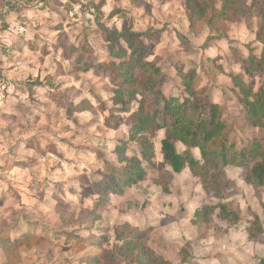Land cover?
Masks as SVG:
<instances>
[{
	"label": "rangeland",
	"instance_id": "1",
	"mask_svg": "<svg viewBox=\"0 0 264 264\" xmlns=\"http://www.w3.org/2000/svg\"><path fill=\"white\" fill-rule=\"evenodd\" d=\"M246 3L255 9L248 8L250 13L241 19V23L233 24L226 16L212 32L207 25L197 26L195 33L198 34L194 35L188 0H0V58L4 60L0 67V264H79V258L71 257L68 261V255L64 254L66 244L56 232L60 219L75 220L78 211L93 207L97 202L98 196H86L84 191H94V185L104 180L102 174L110 170L108 163L116 160L113 151L117 146L126 147L124 158L131 159L134 153L139 154L134 142L124 141L130 139L127 126L117 128L114 131L118 133H114L105 125L115 99L112 96L116 87L113 77L115 74L118 78L121 76L120 71H114L112 63H115V69L121 67L124 70V60H130L114 58L118 45L128 49V44L114 36L113 31L139 34V40L150 50L146 60L161 67L165 84L171 87L170 91L167 88V95L174 93L184 102L189 97L184 90L186 96L178 92L182 88L178 77L187 72L191 73L193 87L203 71L208 72L211 67L222 69L232 80L242 77L245 82H252L250 77L243 76L241 59L242 55L249 59L252 52L259 53L256 54L259 57L264 55V45L258 44L257 40L264 19L256 13L264 6V0H246ZM224 30L229 34L228 39L214 40ZM179 35L188 38L184 45ZM208 39L212 41L209 44L206 43ZM253 45L257 46L252 48ZM111 52L115 54L112 56ZM128 52L131 54L129 49ZM9 65H16L13 69L31 70H25L22 77L14 76L8 71ZM182 66L184 74L179 72ZM141 72L142 69H136V75ZM213 73L217 75L214 71L209 74ZM144 77L148 74H143ZM254 82L256 90L264 92V74L257 73ZM132 86L141 91L142 97L145 95L146 109L148 106L150 111L149 105L156 98L141 86L140 81ZM206 95V92L197 94L196 103L205 100ZM234 107L232 116L224 109L229 144H235L241 150L253 139L263 142L264 128L242 129L248 127L243 122L244 112ZM138 108L135 102L130 106V112L134 113ZM164 136L159 131L153 138L154 162L160 167L164 163L161 155ZM194 150L198 151L197 148ZM200 161L204 163L203 158ZM167 167L161 170L162 173H149L146 180L150 183L156 180L157 184L162 176L168 180L167 177L174 173ZM233 171L220 172L210 167L208 181L213 184L220 181L222 190L206 189L207 184L202 189L188 186L184 180L190 181V178L185 176H191L193 171L186 172L180 176L184 179L176 182L174 188L182 192L175 201L178 210L162 226L170 231L165 243L172 245L174 250L181 249L184 258L192 253L193 247H205L201 243L204 241L209 246L208 251L210 248L226 262L230 257L237 264H261L264 260L260 243H264V223L260 218L263 216L264 189L251 188L242 180L241 187L236 186L239 175L231 174ZM244 173L245 177H242L246 179L249 172L245 170ZM144 187L141 182L138 184L142 191ZM52 193L57 201L50 198ZM216 193L226 199L220 200ZM43 195L48 196L46 201ZM136 196L132 192L112 195L108 208L101 212L102 221H97L93 232L108 222L109 237L114 241V228H121L125 217L132 221L134 226H130L135 229L136 204L141 205L145 199L141 196L139 201ZM205 203L216 209L224 203L229 212L239 211L242 223H230L222 218L221 210L214 209L210 222L194 225L195 213ZM258 212L262 214L257 215ZM241 226L244 233L238 230L230 241L229 232ZM75 231L81 235L76 243L83 248L88 234L81 228ZM130 232L128 230L127 234ZM27 233L44 234V237L54 233V243H60L56 257L38 261L43 257L29 253L24 246L33 244V239L28 242L24 239ZM146 235H150L149 247L159 250V234ZM4 244L10 246L8 250L3 248ZM68 250L69 256L72 255L71 248ZM81 251L84 257V251ZM171 256H180V252ZM109 264L114 263L109 261Z\"/></svg>",
	"mask_w": 264,
	"mask_h": 264
},
{
	"label": "trees",
	"instance_id": "2",
	"mask_svg": "<svg viewBox=\"0 0 264 264\" xmlns=\"http://www.w3.org/2000/svg\"><path fill=\"white\" fill-rule=\"evenodd\" d=\"M188 6L192 9L191 31L194 35L198 34L195 33L197 26L207 25L212 32L215 25L218 26L226 16L227 21L239 24L242 22L241 19L246 18L247 14L250 13L248 8L255 9L253 6L250 8L246 0H188ZM260 9L256 13L264 19V6ZM113 35L125 40L131 54L128 49L121 45H118L116 54L111 52L112 56L115 54L114 58L117 60L127 58L130 60H124V70L121 67L115 69L116 65L112 63L114 71H120L121 76L118 78L115 74L113 77L114 86L116 87L112 91V96H115V99H113L110 108L111 115L107 117L105 125L113 130H117L123 125L127 126L130 139L124 141L134 142L141 157L136 156L134 153L131 159L124 158V153L127 152H125L126 147L117 146L114 149L116 160L114 163H108L110 170L102 174L104 180L94 185L96 189L91 191L93 193L84 191L86 196H98L97 202L94 203L93 207H83L79 219L69 221L64 219L67 225L59 234L64 236L67 241L76 240L77 242V239L81 236L75 234V230L81 228L88 233V239L86 240L88 246L98 250L99 253L88 255L83 260L85 264H109V261L114 264H171L158 255L153 248L149 247L150 235H146L149 233L141 231L139 228L135 227L134 229L130 225H124L116 229L113 244L111 243V237L106 233L101 235L92 234L97 221L102 217L101 212L108 208L110 197L112 195L123 196L130 187L146 181L149 173L156 171L162 173L166 166L171 167L176 173L190 169L193 171L194 177L200 179L202 185H208L204 186L206 189L210 187L213 191L218 188L222 190V184L220 181L214 184L208 181L207 174H209L211 166L220 172L231 167L243 168L249 172L246 182L255 188L264 189V141L253 139L241 150H238L235 144H229V136L226 134L228 122L224 108L215 103L206 90H200L198 79L195 87H193L190 83L191 73L183 77V90L189 97L186 101L183 102L180 98L168 96L163 88L166 77L156 62L146 60L145 57L150 54V50L144 42L139 40L140 35L133 31L124 33L113 31ZM227 37L228 33L224 30V33L216 39ZM179 40L184 45L188 38L185 35H179ZM257 40L264 45V25L257 33ZM113 42H116L115 39ZM211 42L208 39L206 43ZM241 67L243 76L252 79L250 84L245 82L242 77L233 79V90L244 112L243 122L248 125V127L243 126L242 129L246 130L249 127L264 128V92L257 91L256 82H254L257 73L264 74V55L259 57L252 52L249 59H244L242 55ZM136 69H142L143 73L136 75ZM143 74H148V77L143 78ZM136 81H140L141 86L150 90L153 97L156 98V101L149 105L151 107L150 111L148 106L146 109L147 99L145 95L142 97L141 91L132 86ZM200 92L202 95L206 92L208 97L196 103V96ZM135 102L139 105L138 111L134 113L132 111L131 113L130 106ZM190 113H194V115ZM159 131L165 132L162 141L164 163L161 167L154 162L155 147L153 138ZM124 141L122 142L123 145L126 144ZM178 143L186 147L184 152L178 151ZM195 148L200 151L204 160L203 164L194 156L193 150ZM204 172L206 175L203 174ZM157 182L166 193L169 192L168 180L164 176ZM216 195L222 201L226 199L221 193H216ZM227 208L228 206L224 203L217 207L218 210H221L224 220L239 225L241 222L239 211L229 212ZM214 209L216 208L205 205L198 210L195 214L194 224L200 225L202 221L210 222ZM262 220H264V205ZM128 230L132 232L127 234ZM24 239L26 242L33 239L32 246L24 244L25 248L30 250L35 247L45 253L46 242L38 236L27 233ZM76 242L75 244H78L77 249L80 251L86 250V247H88L85 245L80 248L79 243ZM9 247L7 244L3 245L6 250ZM107 256L110 257L109 260ZM261 264H264V260H261Z\"/></svg>",
	"mask_w": 264,
	"mask_h": 264
},
{
	"label": "crops",
	"instance_id": "3",
	"mask_svg": "<svg viewBox=\"0 0 264 264\" xmlns=\"http://www.w3.org/2000/svg\"><path fill=\"white\" fill-rule=\"evenodd\" d=\"M241 30H244V29L241 28ZM228 36H229V34H228ZM225 39H228V38H222V41H224ZM214 40H218V39H214ZM258 44L262 45L260 42ZM255 46H257V45H253L252 48H254ZM212 50H213V48H211V51ZM256 54H259V53H256ZM3 62H4V60L2 58H0V67L1 68L3 67V65H2ZM5 65H6V63H5ZM9 66H10V68L8 71L13 72L14 76L21 75V77H22L23 76L22 74L25 72V70H31V68L26 69V68H20V67L13 69L16 65H9ZM212 71L216 72L217 75H215L214 73L209 74ZM16 72H19V73L16 74ZM179 72H180V74L181 73L184 74L185 73L184 68L182 67L179 70ZM208 72L205 69V71H203V73L199 76V78H197L199 81L200 90L201 89L206 90L212 96L213 101L215 103L221 105L224 109H228L230 111V116L233 115L232 110L235 108L234 106H236V108L241 111L242 110L241 106H240V104L237 100V97L234 93V90H233V84H234L233 80L231 78H228L229 76L226 77L225 76L226 74L223 73L222 69L216 70V69L211 67L208 70ZM188 73L189 72H187L186 74H188ZM183 77L184 76H182V74H181V77H178L179 81H180L179 86L182 87V88H179L178 92L182 93L183 94L182 96H186V94L183 91V88H184ZM25 78H27V77H25ZM210 83H211V85H210ZM167 88L169 91L171 90V87H168L167 83H166L164 86V92L166 94H167ZM169 96L177 97V95L174 93H172ZM182 100H183V98H182ZM235 117H236V115H235ZM113 132L118 133V132H115L114 130H113ZM161 133L165 134L164 131H161ZM177 148H180L181 151H179V152H184L186 150V147L181 143L177 144ZM156 149H159V148H156ZM198 151L193 150V154L196 157V159L200 160V158H202V156H201L200 151L199 152ZM161 153H162V147H161ZM199 153H200V155H199ZM137 156L141 157L140 154H138ZM167 168H169V167H167ZM228 169H234V171L232 173L230 172L231 174H238L239 175L237 177L238 179L235 181L236 186L241 187V185H240L241 180L244 181L245 184H248L246 182V179L242 177V175L245 177L244 171L246 169L235 168V167H231ZM170 170H171V173H174V174L169 175L167 177L168 178V188H169L168 193L164 192V190H162L161 186L158 185L156 183V180H154L153 178H151V179H153L155 181V183L154 182L150 183L149 181H147L149 178L146 181L141 182L142 185L145 186L144 187L145 189H143V191L138 188V185L132 186L128 190H126L125 194H127L129 192H132L133 194H137L136 197L139 198V201L141 200V196L145 198L144 202L141 205L136 204L135 214L137 211H140L139 213L136 214V216L134 214V222H135V226H137L136 228H139L141 231L148 232L149 234H157V233L159 234V236H160L159 242H158L159 250H157L156 247H154L155 249L154 248L153 249L157 252L158 255L162 256L166 261H169L171 264H196V262H197V264H237L236 261L232 262L231 257L229 258V262H226V261L222 260L217 254L212 253L210 248L208 251L209 246L203 240H202L203 242H201V243L205 244L206 246L203 248H200V249L193 247L192 253L190 252V254L185 255V258L181 253V249L174 250L171 248L172 245L165 243L166 240L168 239V234L170 233V231L165 229L162 226V224L166 223L167 220L172 216V214H174L175 211L178 210L176 208L175 201H176L177 196L182 194L180 189H175L174 187L176 185V182L179 179H184V178H181L180 176H183V174L185 175L186 172H188V173L191 172L190 169H185L182 171V175H178V173H175L172 169H170ZM185 177L190 178V181L184 180L188 186H191V187L193 186L195 188L200 187L201 189L203 188V185L198 183L199 182L198 179L196 177H194V175L192 173H191V176L186 174ZM229 177L230 176L227 175V178H229ZM230 178H232V177H230ZM234 179L235 178H233V180ZM249 186H251V188H253L252 185H249ZM181 187H183V185H181ZM53 195H54V193L51 194L50 198L53 201L54 200L57 201L58 200L57 198L53 199L54 198ZM46 197H48V196L43 195V199L45 201H46V199H45ZM81 198H83V197H81ZM147 202H148V205H146ZM50 204L52 205V203H50ZM172 204H174V205H172ZM206 204H209V203H205L203 205H206ZM45 207L47 208L48 206H45ZM79 212L80 211H78V214H77L75 220L79 219V215H80ZM259 214H262V212L257 213V215H259ZM260 218L263 219V216ZM125 219L126 220L123 222L124 225H131V226L133 225V223L130 219H128L126 217H125ZM157 220H159V221L157 222ZM193 220L194 219H192V221ZM99 221H102L101 218L98 220V222ZM240 223H242V221ZM262 223H264V220ZM107 224H108V222H106V224L103 227H101V229L93 232L94 228L96 227L95 226L92 230V234L101 235V234L106 233L109 236L110 231H109V228L107 227ZM192 224H193V222H192ZM65 225H67V224H66L64 218L62 217V219H60V226L56 232L59 233L64 228ZM124 225H122V226H124ZM199 227L204 228L203 226H199ZM117 228L118 227H115L114 231ZM243 228H244L243 226H241L240 228H236V227L233 228V230H231L229 232V234L227 235L230 238V241H231L233 235L238 233V230H241V233H244V231H242ZM75 229H77V228H75ZM232 231H235V232L232 233ZM85 233H87V232H85ZM45 234H46V232H45ZM75 234L79 235V233L76 231H75ZM35 235L46 242V246L44 248L45 253H42L38 248H35V247L30 249V250L28 249L26 251H29V253L35 252V253H38V255H41L43 257V259L38 260V261H42V262L46 261V259L48 257H51V258L56 257L57 247L60 245V243H54V239H53L54 233L49 234L47 237H44V234H42V235L35 234ZM59 236L62 239H64V243L66 244V249H64V254L68 255V257H67L68 261H70L71 257H74V260H76V258H79V264H85L83 262V260L88 255H95V254L99 253L98 250L90 248L86 242V246H88V247H86V250H83L85 256L83 255L84 257H82L83 252L78 250L76 247V244H74L76 242V240L67 241V239L64 236H61L60 234H59ZM77 240H79V238ZM114 242H115V240L112 241V239H111V243L113 244ZM260 243L264 249V243L261 241H260ZM214 244L217 246L218 240L214 241ZM73 246H75V248ZM69 248H71V250H72V255H70V256H69V250H68ZM256 250H258V249H256ZM261 250L262 249H260L259 252ZM177 251L180 252V256H171V254H174ZM244 255L248 256L245 253H244ZM27 256H29V255H27ZM22 257H23V254H22ZM190 257L193 258L192 261L190 260ZM263 258H264V252H263Z\"/></svg>",
	"mask_w": 264,
	"mask_h": 264
},
{
	"label": "clouds",
	"instance_id": "4",
	"mask_svg": "<svg viewBox=\"0 0 264 264\" xmlns=\"http://www.w3.org/2000/svg\"><path fill=\"white\" fill-rule=\"evenodd\" d=\"M165 137V136H164ZM119 145V144H118ZM115 161V160H114Z\"/></svg>",
	"mask_w": 264,
	"mask_h": 264
}]
</instances>
